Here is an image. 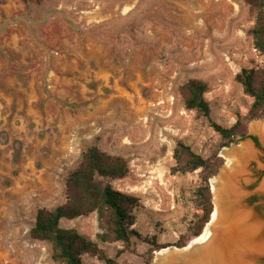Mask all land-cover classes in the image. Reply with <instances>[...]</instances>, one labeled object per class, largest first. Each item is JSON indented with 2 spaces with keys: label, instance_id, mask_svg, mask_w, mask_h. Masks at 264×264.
<instances>
[{
  "label": "rangeland",
  "instance_id": "1",
  "mask_svg": "<svg viewBox=\"0 0 264 264\" xmlns=\"http://www.w3.org/2000/svg\"><path fill=\"white\" fill-rule=\"evenodd\" d=\"M256 18L246 0H0V264H58L31 230L40 209L66 202V178L90 147L128 161V175L112 185L140 199L135 229L166 248L190 239L203 170L177 171V148L221 159L212 189L228 148L212 123L247 125L248 137L229 148L262 138L252 125L264 118L248 119L254 98L237 80L264 67L250 34ZM191 80L208 85L209 117L186 106L181 87ZM260 148L240 184L262 221L264 177L253 176L264 170ZM61 226L117 264H153L162 250L140 239L99 241L96 212ZM83 263L106 264L91 254Z\"/></svg>",
  "mask_w": 264,
  "mask_h": 264
},
{
  "label": "trees",
  "instance_id": "2",
  "mask_svg": "<svg viewBox=\"0 0 264 264\" xmlns=\"http://www.w3.org/2000/svg\"><path fill=\"white\" fill-rule=\"evenodd\" d=\"M257 11L255 26L250 30L255 48L264 54V0H246ZM247 95L254 98L249 110L248 119L264 118V67L260 70L244 69L237 76ZM188 109L197 110L205 117L211 113L210 104L204 95L208 85L200 80H191L181 87ZM220 133L222 147H229L238 136L248 137L247 125L242 120L230 128L212 123ZM258 143V139L252 137ZM175 157L178 161L177 171L182 173L202 169L201 184L195 191V202L202 214L197 216L192 236L187 241L177 244L186 247L189 241L200 236L211 220L214 211L213 195L210 179L218 172L221 159H204L189 146L180 144ZM129 173L128 161L122 156L108 154L98 147H90L82 154L78 167L69 173L65 181L66 202L54 209L42 208L36 215V222L31 230V237L47 241L52 246V259L58 264H84L83 256L91 254L106 264H117L114 259L107 258L98 243L82 236L76 229L61 226L62 220H73L92 213L98 214L102 233L98 234L101 242L122 241L129 247L132 239L151 241L152 251L168 246L157 244L144 237L133 226L136 222L135 210L140 206V199L115 189L113 180L123 179Z\"/></svg>",
  "mask_w": 264,
  "mask_h": 264
},
{
  "label": "bare ground",
  "instance_id": "3",
  "mask_svg": "<svg viewBox=\"0 0 264 264\" xmlns=\"http://www.w3.org/2000/svg\"><path fill=\"white\" fill-rule=\"evenodd\" d=\"M252 128L264 138V120ZM222 155L226 160L224 176L211 180V220L186 247L159 251L153 264H258L256 257L264 255V223L243 204L240 184L247 164L256 156L253 146L249 142L234 144Z\"/></svg>",
  "mask_w": 264,
  "mask_h": 264
},
{
  "label": "flooded vegetation",
  "instance_id": "4",
  "mask_svg": "<svg viewBox=\"0 0 264 264\" xmlns=\"http://www.w3.org/2000/svg\"><path fill=\"white\" fill-rule=\"evenodd\" d=\"M260 144L261 143H259V141H258V143H256L255 141H254V146H253V149L254 148H260ZM261 149V148H260ZM263 152H264V150H262ZM250 165H252V163L251 164H249V165H247V169H249V167H250ZM253 176H263L264 177V170L262 171V172H259V173H255V174H253ZM248 202V201H247ZM248 207V206H247ZM249 208V207H248ZM256 209V208H255ZM255 213H256V210H255ZM259 214V213H258ZM259 216H261V218L263 219L262 220V222L264 223V216L263 215H261V214H259ZM256 262L258 263V260H256ZM259 264V263H258Z\"/></svg>",
  "mask_w": 264,
  "mask_h": 264
},
{
  "label": "water",
  "instance_id": "5",
  "mask_svg": "<svg viewBox=\"0 0 264 264\" xmlns=\"http://www.w3.org/2000/svg\"><path fill=\"white\" fill-rule=\"evenodd\" d=\"M261 140H260V143H261V146H263L264 145V140H262V138H260ZM253 143H254V141H253ZM255 149V148H254ZM250 162V161H249ZM243 204H245L244 203V200H243ZM247 206V205H246ZM258 259V256L256 257V260ZM257 263V262H256Z\"/></svg>",
  "mask_w": 264,
  "mask_h": 264
}]
</instances>
